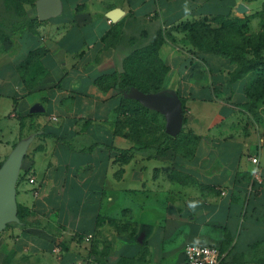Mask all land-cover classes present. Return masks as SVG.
<instances>
[{"label": "crops", "instance_id": "obj_1", "mask_svg": "<svg viewBox=\"0 0 264 264\" xmlns=\"http://www.w3.org/2000/svg\"><path fill=\"white\" fill-rule=\"evenodd\" d=\"M241 3L62 0L59 14L0 42V83L12 103L0 117V144L10 149L0 161L34 135L16 188L23 217L0 231V264H186L193 243L224 248L221 264H261L264 139L237 121L244 78L229 85L227 59L186 44L177 28ZM113 9L125 12L116 22ZM119 21L125 32L142 23L147 42L163 32L165 92L186 99L183 130L199 136L192 153L135 148L125 160L120 152L140 144L115 131L121 94L96 82L130 52L105 38ZM96 143L115 149L87 150Z\"/></svg>", "mask_w": 264, "mask_h": 264}, {"label": "rangeland", "instance_id": "obj_2", "mask_svg": "<svg viewBox=\"0 0 264 264\" xmlns=\"http://www.w3.org/2000/svg\"><path fill=\"white\" fill-rule=\"evenodd\" d=\"M21 1L22 0H0V42L3 39H13L20 30H23V28L28 26L30 19L37 14L36 3L33 5L29 0ZM241 1L243 4L250 6L245 13L240 12L237 7L233 14L227 16L224 15L221 16V18L215 19L212 16H205L191 20L201 19L202 21L205 19V29L207 30L208 35H210V39H212L210 44L213 43V37L216 35L220 37L221 40L215 43V46H226L228 47V50H231L234 53H239L245 55L249 59L256 60L264 55V0ZM19 5H23L24 8L20 9ZM130 26L128 32L123 30V39L120 43H124V45H131L133 42L145 44L147 42L146 35L144 34L146 30L143 28L145 26L138 21ZM186 41L187 38H185L184 42ZM227 63L230 67H233V70L230 72L229 84L233 85L237 80H233L231 74L235 69L240 68V60L227 59ZM244 69L246 70L241 76L244 80L237 86H240L239 88L242 90L244 83L246 86L250 81L254 82L256 85L252 90V97L247 96L246 93L243 98H238L236 95L237 97L234 100L238 101V104L245 103L247 105L246 109L245 107L240 106L244 110L241 115L237 116V121H241L245 124L243 130L246 131L252 128L255 133H260V137L264 139V69L260 68L254 71L249 68ZM4 70L7 73V66ZM9 87L10 85L7 86V83H0V117L2 120L11 109L12 103L10 99L7 98V95H5ZM135 90L136 89L132 88L126 90L124 96L127 99L137 100L133 95ZM165 90H167V86L163 89V91ZM152 110L157 111L155 109ZM127 119H129L128 121L131 123H129L130 127H134L141 132L139 140L141 145L158 143L159 140L156 139L157 137H161V131L164 124L166 127V118L162 113L157 115L153 112H139L132 116H128ZM3 123L4 122L0 123V128L3 126ZM1 133L2 132L0 131V134ZM4 133L5 131H3V134ZM63 141L66 142V139H63ZM7 150H10L9 147L7 148L6 145L0 144V153L2 155H6ZM9 224L10 223L7 225ZM261 264H264V255H262Z\"/></svg>", "mask_w": 264, "mask_h": 264}, {"label": "trees", "instance_id": "obj_3", "mask_svg": "<svg viewBox=\"0 0 264 264\" xmlns=\"http://www.w3.org/2000/svg\"><path fill=\"white\" fill-rule=\"evenodd\" d=\"M29 1L31 2V4L34 5L37 0H29ZM22 6L23 5H19V8L23 9L24 6L23 7ZM221 16L224 15L214 16V18L215 19L221 18ZM204 20L205 19H203L202 21L201 19L187 20L179 23L177 28H179L181 31L185 33V38H187L186 41L187 43H189L196 49H199L204 52L212 53L226 59H239L240 68L235 69V71H233V73L231 74L233 80H237L241 78L242 74H244V71L246 70L244 68H249L250 70L253 71L258 70L260 68L264 69V55L254 60L247 58L245 55L234 53L231 50H228V47L226 46H219V47L215 46L214 44L217 43L219 40H221L220 37L216 35H214L213 37L214 39L213 43L210 44V41L212 39H210V35H208V32L205 29ZM38 23H39L38 15L35 14L30 19L27 28L34 29V26L37 25ZM123 25H124L123 21H119L113 25L111 31L108 33L107 37H105L108 40L109 44L113 46L120 44L124 34ZM164 41H165V36L163 35V32L160 31V33L156 34L154 38H152L150 41L146 42L145 44H138L137 42L131 43V47H132L131 51L128 54H126L124 58V71L119 72L117 70L112 73L103 74L99 76L96 80V82L104 90H109L110 88H114L121 94V103L118 107L119 117L117 119V127L115 130L116 133H123L124 130H127L126 132H124V134L127 135L128 137L133 138L139 144H140L139 140L141 137L140 135L141 132L134 127H130L129 125L130 121H128L129 119H127L128 116H132L139 112H143V113L153 112L156 113L157 115L160 113L144 106L138 100L127 99L124 96V92L126 90H129L130 88L138 89L145 93H159L163 91V89L165 88L166 77L169 72V66L164 62V60L160 55V47ZM39 52H40L39 50L33 51L29 55V59L35 55H38ZM255 85L256 84L252 81L246 84L244 88V92L246 93L247 96L249 97L253 96L252 90L255 87ZM180 99L182 102L183 111L185 115L184 122L187 123L186 113L188 111V108L186 106V99L184 97H180ZM239 106L245 107L246 109L247 105L245 103H241L239 104ZM165 129L166 127L164 124L161 131V137L160 138L157 137L156 139L159 140L158 143H152L149 145L140 144L139 147L135 146L128 149H121L120 152L123 154L124 159L127 160L130 157L131 152L135 148L144 149V148L153 147L156 149L158 153L163 154L169 148L178 150L180 147H184L187 153L193 152L192 145H195V141L199 138V136L194 135L191 132H187L185 130H183L177 136H172L168 134ZM98 147H103L108 150L115 149V147L112 145L96 143L88 147L87 150L93 151ZM2 164L3 162H0V167L2 166ZM22 209L23 207L20 204H18V216L20 218L23 217ZM220 248L222 250H225L222 247Z\"/></svg>", "mask_w": 264, "mask_h": 264}, {"label": "water", "instance_id": "obj_4", "mask_svg": "<svg viewBox=\"0 0 264 264\" xmlns=\"http://www.w3.org/2000/svg\"><path fill=\"white\" fill-rule=\"evenodd\" d=\"M36 7L38 19L43 21L60 13L62 0H37ZM238 10L245 13L248 10V6L241 3L238 6ZM124 14L125 12L122 9H113L110 11L109 16L112 21L116 22ZM118 71H124L123 57H120ZM133 95L144 106L155 109L165 116V130L168 134L177 136L186 128L187 124L184 122L183 106L178 95L165 91L145 93L138 89L133 92ZM33 136L19 142L0 167V231L4 230L8 223L19 220L16 188L22 159Z\"/></svg>", "mask_w": 264, "mask_h": 264}, {"label": "built area", "instance_id": "obj_5", "mask_svg": "<svg viewBox=\"0 0 264 264\" xmlns=\"http://www.w3.org/2000/svg\"><path fill=\"white\" fill-rule=\"evenodd\" d=\"M254 163L259 162L258 156L252 158ZM258 177V173H255ZM28 180L31 184H34L32 188L33 195L37 197L39 195V186L36 185V176L29 174ZM186 264H221L226 256L219 246L206 245V244H188L184 250Z\"/></svg>", "mask_w": 264, "mask_h": 264}]
</instances>
